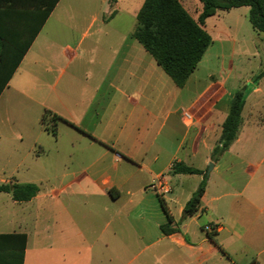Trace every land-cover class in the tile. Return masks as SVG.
<instances>
[{"label":"crops","instance_id":"1","mask_svg":"<svg viewBox=\"0 0 264 264\" xmlns=\"http://www.w3.org/2000/svg\"><path fill=\"white\" fill-rule=\"evenodd\" d=\"M50 1L18 3L2 23L5 62L38 26L0 90V158L8 171L0 184L37 187L28 200L0 192V233L26 234L22 264L30 251L32 264H264V145L254 149L260 136L250 132L262 120L241 115L251 94L253 106L264 108V89L248 92L236 138L212 160L234 92L227 76L198 71L220 33L230 47L243 43L237 34L247 30L248 7L204 19L211 43L177 87L132 36L144 0H56L39 25ZM179 2L197 18L200 1ZM6 72L0 65V81ZM45 111L55 131L63 129L62 143L55 132L41 135ZM175 165L200 172H173ZM204 174L200 205L187 214ZM159 175L170 187L163 195L148 186ZM168 217L174 230L163 232ZM25 218L33 223L31 249ZM205 224L216 229L206 232Z\"/></svg>","mask_w":264,"mask_h":264},{"label":"trees","instance_id":"2","mask_svg":"<svg viewBox=\"0 0 264 264\" xmlns=\"http://www.w3.org/2000/svg\"><path fill=\"white\" fill-rule=\"evenodd\" d=\"M32 0H0V55L3 54L2 36L4 29L2 23L11 15H15L13 8L18 3H26ZM116 0H110L113 4ZM201 10L196 19L184 9L179 0H144L136 13L135 26L132 36L154 58L155 62L163 69L177 87H182L190 73L196 67L204 51L211 43V37L202 27L204 19L213 15L218 10H229L240 6L248 7V20L252 28L264 33V0H199ZM56 0L47 3L39 13V25L49 14ZM112 14V13H111ZM38 26L32 31L30 39L26 41L23 50L19 51L11 62L0 60V65L6 67L7 72L0 81V90L6 80L16 68L24 50L38 30ZM264 75V70L256 75V79ZM255 79V80H256ZM255 83V81H254ZM247 91L243 88L236 91L229 103L228 113L221 123V132L217 144L211 152V159H218L236 138L241 123V110ZM45 111L41 117V123L45 130ZM52 132H55L51 125ZM173 172L199 173L198 169L185 165H175ZM206 184V175L199 182L190 198L186 201L184 211L187 214L194 213L199 205ZM9 192L14 200H28L36 192L37 187L33 183L0 184V192ZM162 207L163 203L160 200ZM171 219L160 225L163 232L174 230L170 227ZM26 245L25 233H0V264H22L23 250Z\"/></svg>","mask_w":264,"mask_h":264},{"label":"rangeland","instance_id":"3","mask_svg":"<svg viewBox=\"0 0 264 264\" xmlns=\"http://www.w3.org/2000/svg\"><path fill=\"white\" fill-rule=\"evenodd\" d=\"M122 3L126 4L128 0H121ZM199 3V0H197ZM78 5V3H75ZM214 19V18H212ZM208 20V24H209ZM247 30L244 28L241 29L240 33L237 34V38L243 39V43L237 42L235 46L230 47L228 43H226L227 37L224 33H220L217 39L213 44L209 47L210 50H214L213 55L209 58L207 63H203V65L198 66V71H202L204 74L208 72H213L217 75V73H221L227 76L228 85L230 86L233 92L240 91L243 88L248 92L251 91L255 84H260L262 89H264V75L260 76L259 78H255L257 74L264 70V44L262 42H258V39H264V33L254 32L251 30V25L249 22H246ZM210 30V25H207ZM253 31V32H252ZM215 38V37H213ZM256 79V80H255ZM255 81V83H254ZM228 88V87H227ZM246 94V96H247ZM256 94H251L247 97L244 109L241 113L243 117H246L248 114V120H264V108L263 109H256L253 106V103L256 100ZM249 121V122H250ZM257 122L255 124H250V129L255 134H258L260 137L256 142L254 149L261 148L264 145V123ZM47 132H43L41 135L44 137H50L49 135L53 134L52 127L50 122L46 120ZM35 131L37 132L36 128ZM55 136H59V143H62L64 139V131L63 129H59L55 131ZM1 144V143H0ZM3 145V143L1 144ZM6 144L3 145V147ZM0 146V150H1ZM3 158H0V177H4L8 175L7 167H3ZM39 175V174H38ZM17 178H23L21 174L18 175L14 174ZM26 176H34L33 174H27ZM5 194H0V206L4 202ZM2 217V216H1ZM0 217V220L2 219ZM188 219L190 217H187ZM2 221V220H1ZM200 221H203V218H200ZM25 226L29 232V239H28V246L29 249L33 247V235H32V228L33 223L32 220L29 218H25ZM26 264H32V255L31 251L28 252L26 258Z\"/></svg>","mask_w":264,"mask_h":264},{"label":"built area","instance_id":"4","mask_svg":"<svg viewBox=\"0 0 264 264\" xmlns=\"http://www.w3.org/2000/svg\"><path fill=\"white\" fill-rule=\"evenodd\" d=\"M182 116L188 120L190 119V113L187 110L181 111ZM149 188L155 191L159 195H163L170 191V187L168 183L164 180L163 175H159L156 179H154L149 185ZM203 229L206 232H212L216 229V225L205 224Z\"/></svg>","mask_w":264,"mask_h":264},{"label":"water","instance_id":"5","mask_svg":"<svg viewBox=\"0 0 264 264\" xmlns=\"http://www.w3.org/2000/svg\"><path fill=\"white\" fill-rule=\"evenodd\" d=\"M211 166H212V163H209V165H208V170L211 168Z\"/></svg>","mask_w":264,"mask_h":264}]
</instances>
